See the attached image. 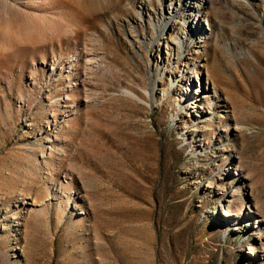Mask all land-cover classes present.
Segmentation results:
<instances>
[{
    "label": "rangeland",
    "instance_id": "1",
    "mask_svg": "<svg viewBox=\"0 0 264 264\" xmlns=\"http://www.w3.org/2000/svg\"><path fill=\"white\" fill-rule=\"evenodd\" d=\"M0 264H264V0H0Z\"/></svg>",
    "mask_w": 264,
    "mask_h": 264
},
{
    "label": "bare ground",
    "instance_id": "2",
    "mask_svg": "<svg viewBox=\"0 0 264 264\" xmlns=\"http://www.w3.org/2000/svg\"><path fill=\"white\" fill-rule=\"evenodd\" d=\"M247 2H249V0H246ZM173 8L172 7H170V10H172ZM182 39H183V41H182V46H183V48L185 47V39L182 37ZM227 209H229L227 206H225L224 207V214H226L227 215Z\"/></svg>",
    "mask_w": 264,
    "mask_h": 264
}]
</instances>
